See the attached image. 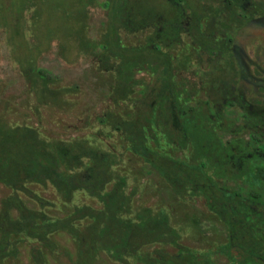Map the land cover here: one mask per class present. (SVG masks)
<instances>
[{
	"label": "rangeland",
	"instance_id": "1",
	"mask_svg": "<svg viewBox=\"0 0 264 264\" xmlns=\"http://www.w3.org/2000/svg\"><path fill=\"white\" fill-rule=\"evenodd\" d=\"M108 1L117 8L118 0H0V121L13 126H26L37 131L45 140L86 141L103 150H114L120 157L117 172L127 178L126 195L131 200V210L120 219L127 221L144 209L149 210L153 217L163 212L168 219V233L160 234L159 238L148 234L147 238L144 237L145 245L139 248L128 246L119 250L120 255H115L114 249L109 254L112 241L100 234V237H95L99 242L93 264H235L241 258H250L254 264H261L260 257L264 253L240 252L237 246L240 240L231 237L229 224L212 212L203 198H192L189 192H177L171 182L143 157L130 150L124 131L132 127L136 110L134 101L140 97L141 88L152 86L155 78L147 70H138L133 79V91L123 89L115 72L111 71L114 62L102 59L101 50L92 54L91 49L85 48L88 42H102L110 38L111 13L105 7ZM136 1L137 8H145V11L151 8L169 21L177 18L166 0ZM195 3L198 4L196 0ZM198 9L205 13V10ZM60 15L65 19H58ZM185 17L189 14L186 13ZM213 17L221 20L222 28L236 37L235 42L228 45L227 53L234 55L231 57L238 67L249 69H245L246 75H249L246 77L263 80L264 88V69L260 73L254 61L258 54L264 59V27L257 29L258 24L248 25L246 35L239 36V25L229 19L228 14L213 13ZM187 22L190 18L184 24L182 43H165L161 38L156 41L153 38L156 30L152 24L139 30L131 28L138 26L128 29L123 25L118 30V37L126 48L144 47L147 43L163 45L162 49L174 60L176 68L184 67L185 60L194 59L192 52L197 44L190 37L191 28ZM209 22L205 20L207 26ZM226 59L223 57L217 62L213 58L205 60V68L214 71L218 67L223 69V63L228 62ZM176 60L178 62L175 63ZM36 68L54 76L56 81L43 83L37 79ZM178 70L175 72L177 79L188 77L187 73ZM207 93L203 88L192 105L199 108L207 101ZM236 95L250 104H255L258 99L264 101V92H258L248 81L240 82ZM222 109L219 110L224 121L216 125L215 131L224 140H229V134L238 132L244 110L239 103L226 112ZM226 117L236 122L235 127L227 126L230 121ZM119 127L121 130H118ZM243 132L239 131L242 133L240 140L231 138V142L245 143L247 132ZM159 139V145L149 141L150 146L156 151L169 153L171 160L179 158L191 164L206 161L191 146L172 152L166 138L160 135ZM205 171L214 176L213 165H207ZM215 177V182L228 191H242L234 178L226 175ZM31 189L50 204H56V208L45 210L49 218L69 217L75 207L89 206L96 214L105 211L102 204L83 192L76 194L72 204L65 205L52 189L44 190L39 186H32ZM12 194L10 189L0 186V220L4 200ZM10 216L12 221L17 219L14 212ZM103 222L105 226L110 220L104 219ZM116 223L121 225L118 219ZM89 226L87 221L78 224L77 228L81 234L88 235ZM51 238L55 246L45 248L23 233L16 234L6 253L0 256V264H78V247L68 233H59ZM119 240L115 243L121 244ZM251 246L249 241L246 248L252 250Z\"/></svg>",
	"mask_w": 264,
	"mask_h": 264
},
{
	"label": "trees",
	"instance_id": "2",
	"mask_svg": "<svg viewBox=\"0 0 264 264\" xmlns=\"http://www.w3.org/2000/svg\"><path fill=\"white\" fill-rule=\"evenodd\" d=\"M135 2L118 0L115 8L114 3L108 1L105 7L111 13L110 38L102 42H88L85 46L91 49L92 54L101 50L102 59L114 62L111 71L115 72L123 89L133 91V79L138 70H147L154 75L153 85H146L139 91L140 97L134 101L136 110L132 127L124 131L130 150L143 157L171 182L177 192H189L192 198H203L212 212L229 224L231 237L240 241H243L244 234L249 235V238L256 235L260 237L257 233L256 212L242 200L240 191H228L215 182V176L225 175L234 178L235 182L244 181L238 172L231 170L232 158L252 149L248 142L232 143L215 131L216 125L224 121L219 109L223 108L226 112L234 105L237 97V76L225 67H218L215 71L205 68V60L201 56H218L228 52V44L217 42L214 38L221 31L220 28L206 29L202 26L203 18L213 19L209 13L201 16L197 14V18L193 19L194 13H187L186 8L181 11L173 8L177 18L169 21L163 14L158 16L151 8L147 11L145 8H137ZM184 13L189 14L191 22L192 19L195 21L190 25V37L197 43L192 54L199 55L198 58L194 56L192 60H185L184 67L176 68L174 60L162 49L163 45L147 43L144 47L130 48L121 45L118 37L121 26L125 25L128 29L138 26L131 28L139 30L146 29L149 24L155 26L153 38L156 41L161 38L165 43H182L181 35L185 30L184 27L177 28L176 24L184 19ZM83 15L86 16L84 9ZM61 18L65 19L63 15L58 17ZM56 31L59 32L60 28H56ZM177 69L180 73H187L189 79H177ZM35 72L37 79L45 84L56 81L54 76L40 68H36ZM203 88L208 92V99L199 108L194 107ZM228 118L226 120L230 123L227 126L235 127L236 122ZM249 120L255 122L252 118ZM237 129L238 132L241 130ZM160 135L166 138L172 152L177 148L184 150L191 146L206 161L191 164L179 158L171 160L169 153L156 151L149 144V141H153L159 145ZM252 144H257V141H252ZM209 164L214 166V176L205 171ZM119 165L120 157L114 150H103L86 141L45 140L37 131L26 126H13L0 121V186L13 192L4 200V212L0 220V256L3 257L12 238L18 233L36 240L42 247L53 248L55 244L51 237L65 232L78 247V264H93L100 234L112 241L109 254L114 249V254L120 255L119 250L128 246L139 248L145 245L144 237L147 238L148 234L159 238L160 234L168 233L170 227L163 212L153 217L149 210L144 209L127 221L120 219L131 210V200L126 195L127 178L117 172ZM245 173L242 172V175ZM247 174L253 173L249 171ZM32 186L52 189L65 205L72 204L76 194L83 192L102 204L105 211L96 214L92 207L83 206L75 207L69 217L49 218L45 210L48 207L56 208V204H50L36 194ZM249 198L251 201L256 200L253 193ZM12 212L17 214V219L13 221L10 216ZM104 219L110 220V223L104 226ZM116 219L121 221V225L116 223ZM87 221L90 223L88 235L81 234L77 226ZM116 239H120L121 244H116ZM249 252L255 254L256 250L252 247ZM253 262V259L241 258L235 264Z\"/></svg>",
	"mask_w": 264,
	"mask_h": 264
},
{
	"label": "flooded vegetation",
	"instance_id": "3",
	"mask_svg": "<svg viewBox=\"0 0 264 264\" xmlns=\"http://www.w3.org/2000/svg\"><path fill=\"white\" fill-rule=\"evenodd\" d=\"M198 4L195 3V0H166L168 3L169 8H175L177 11H181L182 8H186L187 13H194L193 19L197 18V14L201 16V12H199L198 8H201L202 10H205V13H209L210 17L213 19L203 18L201 23L202 26H205L206 29H213L214 27H219L220 32L218 35L214 36L215 40L217 42H225L226 44L234 43L235 38L233 35H230L229 32L225 31V28H222L221 26V20L218 18L213 17V13H219L221 14L223 12L224 16L229 15V19L235 20L237 24L239 25L238 35H246V32H248L249 26L248 25H254L258 24L256 27L262 28L264 27V0H196ZM192 3V4H191ZM187 8H190L187 10ZM214 11V12H213ZM186 15V13H184ZM208 14V15H209ZM190 17H184L183 20H180L178 22V25L176 24L177 28H183L184 24L186 23V20H188ZM192 22L194 23L195 21ZM205 20H210V25L207 26L205 23ZM192 22H187L188 25H191ZM197 22V21H196ZM187 25V26H188ZM241 27V28H240ZM242 30V31H241ZM244 30V31H243ZM241 31V32H240ZM244 37V36H243ZM196 58H198V54L194 55ZM204 60H210L213 58L215 62L222 60L223 57H227V63H223L224 67L228 69V71H231L237 76V84L235 86L236 92L240 87V82L242 83L245 81H248L250 85L254 86L255 89L258 90V92H264V88L262 86L263 80H259L252 77H246L249 75H246V70L249 71L247 67L242 68L238 67L236 60L232 58V53H223L216 55H210V54H203L201 55ZM231 58H228V57ZM208 57V58H207ZM195 58V59H196ZM215 58V59H214ZM263 57L258 54L256 55V58H254V61L256 62L255 65L257 66V70L260 73H263L264 65H263ZM207 64V63H206ZM210 67L209 65H207ZM246 69V70H245ZM245 71V73H244ZM238 85V87H237ZM240 104L241 108L244 110L243 112V122L241 123L240 127L241 132L243 133L247 132L246 141L248 142V146H252V149L249 150L244 155L236 154L235 157L232 158V166L230 167L232 171L238 172V176H241L244 178V181L239 180L238 182H235L236 184L240 185V193L242 194V200L245 201L246 204L249 205L251 209H254L256 212V219H257V225H258V235L251 236L249 238V235L244 234L242 236L243 241H239V249L240 252H246L248 249L246 248V245L249 244V241H251V247H254L256 252L264 253V101L261 99L256 100L255 104H250L245 99H242V97H236L234 101V105L230 108L234 107L237 104ZM253 110V111H252ZM249 118H252L255 120V122L248 121ZM242 133H231L229 134L232 139L240 140L241 137H239ZM238 137V138H237ZM230 138V139H231ZM229 139V140H230ZM245 141V142H246ZM252 141H257V144H252ZM246 142V143H247ZM240 155V156H239ZM256 161L255 164H248V162ZM251 171L253 174L248 175L247 173ZM242 172H246L244 175H242ZM237 178V175H236ZM247 178H250L251 180L248 181ZM255 178V180L253 179ZM247 188L249 190L247 191ZM255 195V201H251L249 198L250 194ZM245 227V224H244ZM245 230V229H244ZM254 237V238H253ZM249 238V239H248ZM250 251V250H249ZM261 264H264V254L260 257Z\"/></svg>",
	"mask_w": 264,
	"mask_h": 264
}]
</instances>
